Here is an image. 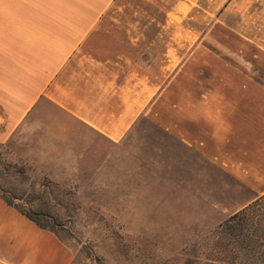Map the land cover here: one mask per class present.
<instances>
[{"label":"crops","instance_id":"0c3cea01","mask_svg":"<svg viewBox=\"0 0 264 264\" xmlns=\"http://www.w3.org/2000/svg\"><path fill=\"white\" fill-rule=\"evenodd\" d=\"M232 2L0 0V143L41 117L52 133L112 142L162 133L181 163L215 168L247 202L264 195V62L207 44L243 40L221 27ZM70 263L60 239L0 198V264Z\"/></svg>","mask_w":264,"mask_h":264},{"label":"rangeland","instance_id":"374dc122","mask_svg":"<svg viewBox=\"0 0 264 264\" xmlns=\"http://www.w3.org/2000/svg\"><path fill=\"white\" fill-rule=\"evenodd\" d=\"M221 19L243 40L207 44L264 62V0H233ZM41 118L0 143V188L22 202L42 192L70 264H264V195L247 202L251 193L215 168L181 163L162 133L112 142L52 133Z\"/></svg>","mask_w":264,"mask_h":264},{"label":"trees","instance_id":"16d2710c","mask_svg":"<svg viewBox=\"0 0 264 264\" xmlns=\"http://www.w3.org/2000/svg\"><path fill=\"white\" fill-rule=\"evenodd\" d=\"M0 198L9 206L13 207L21 214L26 216L28 219L33 221L36 225L40 228L46 229L52 232L58 239H60L55 230L54 225L57 224L58 219L55 215H53L49 209L47 208L46 204L42 202V192H40V197L35 195L29 200H24L22 202V197L16 195L14 192L4 190L0 188ZM40 200V203L35 205L36 207L31 206L32 199ZM33 199V200H34Z\"/></svg>","mask_w":264,"mask_h":264}]
</instances>
